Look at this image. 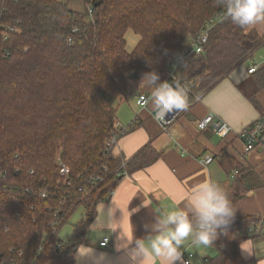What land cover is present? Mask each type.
Here are the masks:
<instances>
[{
    "label": "trees",
    "instance_id": "trees-1",
    "mask_svg": "<svg viewBox=\"0 0 264 264\" xmlns=\"http://www.w3.org/2000/svg\"><path fill=\"white\" fill-rule=\"evenodd\" d=\"M80 1L82 11L65 0H0V264H75L98 206L126 176L160 159L151 146L125 160L107 145L120 134L117 106L128 97L129 75L140 81L168 71L220 14L203 52L177 71L192 102L264 50V34L233 24L216 0ZM130 30L140 36L132 53ZM253 79L250 101L264 117L257 98L264 95V62ZM248 191L234 181L227 192L233 210ZM79 208L86 214L65 242L59 234ZM260 222L233 217L209 245L218 255L206 264H249L239 231Z\"/></svg>",
    "mask_w": 264,
    "mask_h": 264
},
{
    "label": "crops",
    "instance_id": "crops-1",
    "mask_svg": "<svg viewBox=\"0 0 264 264\" xmlns=\"http://www.w3.org/2000/svg\"><path fill=\"white\" fill-rule=\"evenodd\" d=\"M252 30L264 34V24L252 27L248 32ZM258 52L260 57L257 59ZM258 52L254 59L263 64L264 53L262 49ZM253 60L240 66L214 90L193 101L192 107L167 130L153 117V89L146 87L141 80L133 91L128 92V97L118 102L117 125L126 131L111 148L112 154L130 160L151 146L161 156L150 167L126 176L108 201L98 206L97 216L86 233V241L76 250L75 264H134L135 240L154 236L153 229L160 217L176 207H185L193 186L209 179L222 185L226 192L235 180H241L249 191L235 206L234 217L251 216L264 220V152H246L245 144L239 138L244 128L261 117L250 101L257 91L253 74L249 72ZM159 75L161 82L167 81L169 68ZM143 93L149 96L145 108L138 103V96ZM257 98L264 108V95L257 94ZM209 112L231 127L229 136L221 138L210 127L204 131L198 129L199 121ZM129 128L132 130L127 131ZM208 156L213 162L206 165L204 160ZM109 211L112 222L100 231L94 225L101 213L107 221ZM189 216L196 228V217L191 211ZM260 223H263L260 231L259 223L251 231V227L239 231L245 237L241 254L249 264H264V222ZM131 235L130 243L128 237ZM105 238L111 240L110 244L101 247ZM181 252L183 264H186L184 256L190 253L193 254L191 264H206L208 259L218 255L216 248L194 246L191 240L184 242ZM156 264L161 261L158 259Z\"/></svg>",
    "mask_w": 264,
    "mask_h": 264
},
{
    "label": "clouds",
    "instance_id": "clouds-1",
    "mask_svg": "<svg viewBox=\"0 0 264 264\" xmlns=\"http://www.w3.org/2000/svg\"><path fill=\"white\" fill-rule=\"evenodd\" d=\"M225 11V17L241 28L264 24V0H216ZM141 82L153 89L151 92L154 110L160 116L182 111L188 107V89L177 80L161 82L155 70L143 74ZM140 82V83H141ZM191 211L198 221V230L189 216ZM105 221L103 213L96 226L100 231L111 221ZM234 217L229 196L222 185L211 179L193 186L185 207H176L161 216L156 222L154 236L136 239L132 259L134 264H183L181 248L191 240L194 246H208L218 237L219 230L226 228ZM128 237V236H127ZM128 237L129 242H132Z\"/></svg>",
    "mask_w": 264,
    "mask_h": 264
},
{
    "label": "built area",
    "instance_id": "built-area-1",
    "mask_svg": "<svg viewBox=\"0 0 264 264\" xmlns=\"http://www.w3.org/2000/svg\"><path fill=\"white\" fill-rule=\"evenodd\" d=\"M222 18V15H218L214 17L213 19H210L200 34H198L196 37H194L189 45L184 47V49L175 56L169 67V75L167 78V81L171 82L172 80H177V71L181 64L185 62L188 58H190L194 54H201L204 50V46L207 44L209 40V34L211 29L216 25V23ZM7 55H9L7 53ZM259 68V65L255 62H253L252 66L249 69L250 74H254ZM178 81V80H177ZM138 103L142 108H145L149 104V96L146 93L140 94L138 96ZM193 105V102L190 100V95L188 91V107L185 110L182 111H176L169 113L166 116H160L156 113V111L153 114L154 119L160 124V126L167 130L170 126H172L179 118L182 116V114L189 110ZM198 129L200 131H204L207 128H212L217 135H219L221 138H226L229 136V134L232 132L231 127L219 116H217L213 112H209L201 121H199L197 125ZM118 132L114 134L112 139L108 142V147L111 149L117 142L119 136L124 133L125 129L120 128L117 126ZM239 138L244 142L245 144V151L251 152V151H262L264 152V117L259 118L256 120L253 124L247 126L244 128L240 134ZM213 162V158L211 156L206 157L204 160V163L206 165H209ZM61 168V176L66 177L68 180L70 175V169L64 165L63 163L59 164ZM236 174V173H235ZM97 179H102L101 176H98L93 179V181ZM40 197L47 198V192H41ZM263 223H259V231L262 228ZM255 225H251L250 231L254 229ZM110 239L105 238L101 243V247H108L110 244ZM193 258V254H188L184 256V261L186 264H191V259ZM3 264V263H2Z\"/></svg>",
    "mask_w": 264,
    "mask_h": 264
},
{
    "label": "rangeland",
    "instance_id": "rangeland-1",
    "mask_svg": "<svg viewBox=\"0 0 264 264\" xmlns=\"http://www.w3.org/2000/svg\"><path fill=\"white\" fill-rule=\"evenodd\" d=\"M70 4V8L74 11H82L83 10V5L80 0H65ZM251 29V28H250ZM249 28H244L245 32H248L250 30ZM126 41H127V52L132 53L134 49L136 48L137 44L140 41V36L135 34L132 30L128 31L126 35ZM261 52V51H260ZM262 52L264 53V50L262 49ZM260 57V53H257V59ZM253 62L257 63L258 65H261L260 62L257 60H253ZM170 66V65H169ZM139 80H136L133 78L131 75L128 76V92L133 91L136 88V84H138ZM118 126V125H116ZM118 129V128H117ZM123 135V134H121ZM120 135V136H121ZM119 136V137H120ZM119 139V138H118ZM58 165L62 163L60 157H58ZM64 180H66V177H63ZM96 181V180H95ZM86 214L85 210L83 208H79L72 218L70 219L69 223L61 230L59 237L63 241H68L70 237L73 234L74 231V226L82 219V217ZM244 232V231H241Z\"/></svg>",
    "mask_w": 264,
    "mask_h": 264
}]
</instances>
